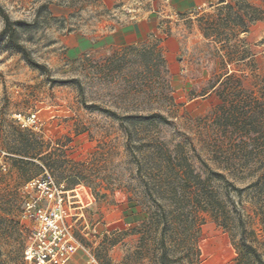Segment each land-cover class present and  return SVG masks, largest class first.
<instances>
[{
	"label": "rangeland",
	"instance_id": "374dc122",
	"mask_svg": "<svg viewBox=\"0 0 264 264\" xmlns=\"http://www.w3.org/2000/svg\"><path fill=\"white\" fill-rule=\"evenodd\" d=\"M248 2L261 19L238 37L264 73V0ZM233 3L163 16L159 33L113 45L107 36L151 0H0V31L3 14L31 23L13 25L14 36L48 68L0 39V264H24L22 186L43 171L79 192L66 218L79 247L67 264H259L251 248L264 261L249 196L210 179L218 167L205 148L220 102L210 85L224 72L217 32ZM80 39L99 43L72 50ZM17 113H34L37 126H21ZM222 204L224 226L213 217Z\"/></svg>",
	"mask_w": 264,
	"mask_h": 264
},
{
	"label": "trees",
	"instance_id": "16d2710c",
	"mask_svg": "<svg viewBox=\"0 0 264 264\" xmlns=\"http://www.w3.org/2000/svg\"><path fill=\"white\" fill-rule=\"evenodd\" d=\"M226 5L229 12L224 18V32H217V36L224 37L220 40L224 42L216 54L224 72L210 85L220 100L212 110L211 125L207 127L209 134L205 148L211 161L218 167L217 170L209 168L210 179L223 180L226 193L230 191L228 187L235 190L238 196L246 193L248 203L264 230V73L261 72V61L255 59L256 55L251 53L243 38L238 37L246 33L253 22L260 20L261 14L259 8L248 0H234L233 4ZM3 18L0 39L6 36L8 47L20 52L31 67L41 72L47 71V66L38 63L14 36L18 27L13 25L29 26L31 23L12 21L6 14H3ZM231 39H234L232 44L229 43ZM249 58L255 64L250 68V74L247 73ZM158 117L166 119L160 114ZM236 181H240L242 186H236ZM213 213L217 224L224 226L228 211L223 204ZM238 220L242 222L240 214ZM251 250L256 261L264 264L261 256L253 248Z\"/></svg>",
	"mask_w": 264,
	"mask_h": 264
},
{
	"label": "built area",
	"instance_id": "2783aa9c",
	"mask_svg": "<svg viewBox=\"0 0 264 264\" xmlns=\"http://www.w3.org/2000/svg\"><path fill=\"white\" fill-rule=\"evenodd\" d=\"M15 118L21 126H37L34 113H17ZM22 189L26 195L24 217L31 222V242L23 252L24 264H67L79 247L66 221L69 215H77L74 211L79 207L74 204L81 203L78 190L63 189L48 171L27 180ZM93 262L91 257L88 263Z\"/></svg>",
	"mask_w": 264,
	"mask_h": 264
},
{
	"label": "crops",
	"instance_id": "0c3cea01",
	"mask_svg": "<svg viewBox=\"0 0 264 264\" xmlns=\"http://www.w3.org/2000/svg\"><path fill=\"white\" fill-rule=\"evenodd\" d=\"M164 1L165 0H151V7L148 9L137 8L139 17L134 21L125 23V25L115 30L112 34H109L105 44L124 45L143 41L150 33H159L161 31L163 25H161L160 19L163 16L176 17L179 14L202 6L221 3L223 0H169L166 1L167 5H162ZM162 6H164L165 9H163ZM86 43L88 42L84 39H80L71 49H85ZM98 43L99 42H96L94 44L90 40L87 49L97 46Z\"/></svg>",
	"mask_w": 264,
	"mask_h": 264
}]
</instances>
